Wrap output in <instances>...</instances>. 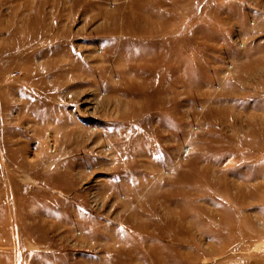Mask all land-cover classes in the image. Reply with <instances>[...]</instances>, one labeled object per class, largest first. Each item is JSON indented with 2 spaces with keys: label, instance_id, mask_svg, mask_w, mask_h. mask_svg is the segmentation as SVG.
Wrapping results in <instances>:
<instances>
[{
  "label": "rangeland",
  "instance_id": "1",
  "mask_svg": "<svg viewBox=\"0 0 264 264\" xmlns=\"http://www.w3.org/2000/svg\"><path fill=\"white\" fill-rule=\"evenodd\" d=\"M0 264H264V0H0Z\"/></svg>",
  "mask_w": 264,
  "mask_h": 264
}]
</instances>
